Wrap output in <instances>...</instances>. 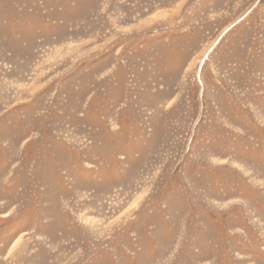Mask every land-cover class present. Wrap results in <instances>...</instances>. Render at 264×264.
I'll return each instance as SVG.
<instances>
[{
	"label": "rangeland",
	"instance_id": "1",
	"mask_svg": "<svg viewBox=\"0 0 264 264\" xmlns=\"http://www.w3.org/2000/svg\"><path fill=\"white\" fill-rule=\"evenodd\" d=\"M0 264H264V0H0Z\"/></svg>",
	"mask_w": 264,
	"mask_h": 264
}]
</instances>
